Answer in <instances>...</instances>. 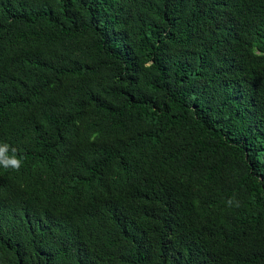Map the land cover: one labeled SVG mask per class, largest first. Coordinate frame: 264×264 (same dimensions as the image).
Returning <instances> with one entry per match:
<instances>
[{
    "label": "trees",
    "instance_id": "1",
    "mask_svg": "<svg viewBox=\"0 0 264 264\" xmlns=\"http://www.w3.org/2000/svg\"><path fill=\"white\" fill-rule=\"evenodd\" d=\"M4 146L0 264H264V0H0Z\"/></svg>",
    "mask_w": 264,
    "mask_h": 264
},
{
    "label": "clouds",
    "instance_id": "2",
    "mask_svg": "<svg viewBox=\"0 0 264 264\" xmlns=\"http://www.w3.org/2000/svg\"><path fill=\"white\" fill-rule=\"evenodd\" d=\"M6 147H0V167L3 168H12L18 170L22 164V158L18 157L15 154V151L11 154L6 153ZM11 172H14L13 170ZM19 180V176H17L13 181L16 182Z\"/></svg>",
    "mask_w": 264,
    "mask_h": 264
}]
</instances>
